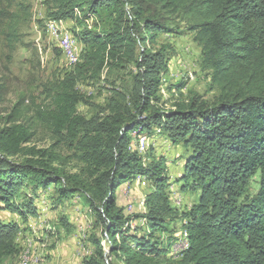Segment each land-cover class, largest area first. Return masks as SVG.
<instances>
[{
	"label": "trees",
	"instance_id": "obj_1",
	"mask_svg": "<svg viewBox=\"0 0 264 264\" xmlns=\"http://www.w3.org/2000/svg\"><path fill=\"white\" fill-rule=\"evenodd\" d=\"M13 1L0 0V20L7 12L4 5ZM45 3L52 20H78L77 10L83 17L89 12L99 24L71 31L84 46L81 60L49 83L48 104L37 105L26 122L11 113L0 127L2 207L25 219L36 209L29 199L15 201L23 187L55 185L59 197L82 194L109 239V254L122 264H264V0ZM180 23L200 47L199 67L216 93L210 99L192 93L165 108L160 86L169 53L166 46L152 44L158 33H181ZM105 63L133 64L134 71L129 90L113 89L106 104L98 105L76 84ZM184 84L181 80L174 87ZM4 93L0 83V101ZM80 103L94 112L79 114ZM39 124L53 138L47 147L27 145ZM157 130L171 144L189 147L179 176L181 192H198L189 209L170 203L166 159L150 154L144 163L145 154L129 148L133 132L150 136ZM72 158L82 163L79 171L67 170ZM257 173L258 189L249 194ZM138 176L152 190L143 198L145 211L134 217L145 220L150 235L168 234L165 241L131 233L129 216L116 202L117 189ZM175 222L188 236V247L177 255L171 252ZM19 230L16 221L0 219V264L17 257ZM96 244L82 264H103V247Z\"/></svg>",
	"mask_w": 264,
	"mask_h": 264
},
{
	"label": "rangeland",
	"instance_id": "obj_2",
	"mask_svg": "<svg viewBox=\"0 0 264 264\" xmlns=\"http://www.w3.org/2000/svg\"><path fill=\"white\" fill-rule=\"evenodd\" d=\"M47 7L45 0H14L11 4L4 5L7 12L0 20V83L4 84L5 93L0 101V127L6 124V118L11 113L18 122L29 120L37 105L48 104L46 90L49 83L73 67L63 57L57 41L50 34L48 24L57 22L73 34L83 27L92 28L95 23L99 24L97 18L89 12L83 17L84 14L77 10L78 20H52L47 16ZM180 25L181 33H158L152 44L156 49L161 45L166 46L169 53L168 69L162 75L160 86L162 99L166 102L165 108H171L174 101L188 99L192 93H199L206 99L216 93L215 89L210 88V77L199 67L200 47L194 42L192 33L183 28L184 24ZM10 32H14L15 36H11ZM77 40L80 62L84 46L79 38ZM57 50L60 54H57ZM133 71V64L120 68L105 63L99 73H94L92 68L84 73L77 81L76 87L92 103L103 105L114 90L130 89ZM181 80L185 81V84L177 90L174 85ZM77 112L89 117L94 109L80 103L77 105ZM52 142L49 129L39 124L27 145L47 147ZM132 143L141 145L140 155L145 154L146 157L143 159L144 163L149 161L147 156L150 154L166 159L169 182L174 185V190L168 191L170 203L174 206V202L181 200L178 209H189L198 192L179 190V176L183 172L184 157L189 153V147L171 144L159 130L144 142L133 140ZM62 150L70 153L65 147H62ZM81 166L82 163L72 158L66 168L75 172L79 171ZM259 178L260 173L252 178L249 194L257 191ZM136 179H139L138 183L135 182ZM151 190L149 181L138 176L134 180L126 181L117 189L116 202L124 206V212L129 216L131 233L154 241L160 236L165 241L168 234L155 231L150 235L145 220L134 217L144 212L143 198ZM175 192H180V197L170 195ZM28 199L32 201L36 212L33 215L27 213L25 219L8 212L0 204V219L4 222L16 221L20 226L16 238L19 253L17 257L7 259L5 264H20L24 250L28 251V264H82V259L96 248V243L103 247V264H122L119 258L109 254V239L81 193L59 197L58 186L32 190L31 184H28L16 196L15 201L20 203ZM128 204H131L130 209L127 208ZM179 225V222H175V240L181 237L182 228ZM171 252L175 253L172 250Z\"/></svg>",
	"mask_w": 264,
	"mask_h": 264
},
{
	"label": "bare ground",
	"instance_id": "obj_3",
	"mask_svg": "<svg viewBox=\"0 0 264 264\" xmlns=\"http://www.w3.org/2000/svg\"><path fill=\"white\" fill-rule=\"evenodd\" d=\"M48 29L53 39L57 41V46L62 50L63 55L66 58V60L69 62V64L72 65L77 63L79 60L78 41L73 36L72 32L69 31L68 28L60 26L59 23L57 22H50L48 24ZM132 136H133V140H135L136 142L138 141L144 142L149 138V135L146 134L136 136L135 132L132 133ZM132 142L129 145L130 150H135L140 154V152L142 151L140 150L142 148L141 145ZM178 201L174 202L173 204L177 208H180L181 200L180 202ZM180 233H181V237L175 240L171 246V250L175 253H180L188 247L187 232L182 229ZM177 245H179V250H176ZM28 260H29L28 251L24 250L23 253L21 254L20 264H28Z\"/></svg>",
	"mask_w": 264,
	"mask_h": 264
},
{
	"label": "crops",
	"instance_id": "obj_4",
	"mask_svg": "<svg viewBox=\"0 0 264 264\" xmlns=\"http://www.w3.org/2000/svg\"><path fill=\"white\" fill-rule=\"evenodd\" d=\"M138 180H139V179H138ZM138 180L136 179L135 182L138 183ZM169 188H170V189H169ZM168 189H169V190H174V185H173L172 183L170 184V182H169V187H168ZM180 194H181L180 192H175V193L170 194V195H174V196H179V197H180ZM142 207H143V210L145 211V208H144V206H143V203H142ZM187 207H188V206H187Z\"/></svg>",
	"mask_w": 264,
	"mask_h": 264
},
{
	"label": "built area",
	"instance_id": "obj_5",
	"mask_svg": "<svg viewBox=\"0 0 264 264\" xmlns=\"http://www.w3.org/2000/svg\"><path fill=\"white\" fill-rule=\"evenodd\" d=\"M123 195H124V192H123ZM124 197H125V195H124ZM125 198H126V197H125ZM127 208L130 209V208H131V204H128V205H127ZM176 250H179V245L176 246Z\"/></svg>",
	"mask_w": 264,
	"mask_h": 264
}]
</instances>
